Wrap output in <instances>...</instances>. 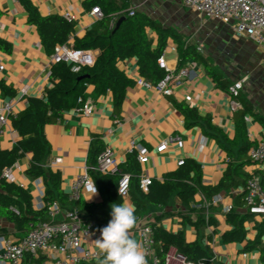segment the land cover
Segmentation results:
<instances>
[{
	"label": "crops",
	"instance_id": "crops-1",
	"mask_svg": "<svg viewBox=\"0 0 264 264\" xmlns=\"http://www.w3.org/2000/svg\"><path fill=\"white\" fill-rule=\"evenodd\" d=\"M87 0H32L43 17L66 14L73 16L75 31L71 44L76 37H83L87 30L96 23L91 10L85 8ZM118 4L121 5L120 2ZM131 9L149 15L151 18L174 29L182 42L195 46L197 52L209 63L212 70L207 69L200 61L189 60L183 67L190 71V77L184 78L180 86L174 89L171 96H164L155 88L139 86L138 61L135 58L119 63V69L130 78L134 85L126 91L120 113H115L112 92L103 95L96 94L94 88H87L86 99L93 104V112L85 116L76 109L67 111L61 120L47 125L44 133L51 146V154L47 158V168L53 174L61 177L60 188L65 196L71 191L75 179L90 167V148L96 138H100L105 148L114 151L119 163L124 164L129 156L131 142L146 149L149 161L140 163V177H150L154 181H163L165 176L179 169L180 160H195L202 168L205 186H216L222 180L229 163H237L238 149L233 148L234 158L228 155L225 146L204 122L197 123L189 119L184 111H194L202 119L209 120L211 125L221 131L223 136L233 140L237 135L236 116L231 109L232 97L228 89L223 88L213 77L216 73L219 79L231 86L237 81L244 82L242 96L254 107V116H247L249 140L254 144L264 141V51L248 37H239L230 25L204 15L184 6L182 0H130ZM0 37L11 45V51L0 52V63L5 65V71L0 79L14 88L15 97H9L0 90V115L5 114L8 124L0 129V150L14 148L19 135L14 133L10 117L24 111L29 97L45 98L46 91L53 87L49 77L51 66L40 40L37 28L29 24L28 12L19 0H0ZM153 48L157 45V36L149 33ZM201 48V51H198ZM99 55L98 50H94ZM168 69L176 71L180 68V54L177 42L170 39L163 53ZM27 89L24 97L22 90ZM13 102L11 115L5 111L6 105ZM169 138H179L184 147L171 145L166 151L158 152L157 147ZM249 158V152L247 154ZM32 155L20 159L11 169L17 185L23 187L34 196V207L39 196L36 180L26 174L31 165ZM236 160V161H235ZM243 173L250 177H259L264 185V164L251 162L243 167ZM46 188V184L42 179ZM94 186L97 194L88 200L91 193L88 189L82 195V204H100L104 201L102 187ZM244 193L239 187L215 196L209 202L202 194H198L191 203V208L205 205L211 207L210 213L217 222L215 228H208L202 240L208 243L212 237L210 249L213 253L211 264H264L261 252L245 251L248 241L255 240L256 228L264 221V217L251 216L245 223L247 238L243 243L227 244L223 235L232 230L227 223L226 208H235L238 212H247L245 206L239 207L238 197ZM217 202H213V201ZM129 202L134 206L131 197L123 198L122 203ZM64 211L71 206L66 203ZM135 207V206H134ZM16 210V209H15ZM111 207L107 215L111 218ZM17 211V210H16ZM181 200L175 198L165 209L150 208L139 220L140 224L155 223L158 216L162 218L160 225L169 232H183L187 242L199 240L197 230L184 223L183 214H188ZM86 220L87 215L83 214ZM193 217H195L193 215ZM87 221V220H86ZM138 223V224H139ZM0 230H7L8 237L19 239V234L13 224L0 218ZM136 234V232H135ZM90 248H95L94 240ZM137 240V235H136ZM264 244V238H263ZM99 261V260H97ZM32 263L56 264L51 255H41L40 260ZM26 264H31L28 260Z\"/></svg>",
	"mask_w": 264,
	"mask_h": 264
},
{
	"label": "trees",
	"instance_id": "trees-1",
	"mask_svg": "<svg viewBox=\"0 0 264 264\" xmlns=\"http://www.w3.org/2000/svg\"><path fill=\"white\" fill-rule=\"evenodd\" d=\"M28 12L29 24L34 25L39 33L41 44L46 54L51 57L56 49L69 46L74 50L87 51L98 50L99 55L94 67H84L79 72L73 70L72 65L62 63L51 67L50 80L53 87L46 91L45 98L29 97L24 111L10 117L13 129L17 131L20 139L12 149L0 150V218L13 224L15 230L22 238L41 222H47L48 209L38 211L34 207V196L16 183H10L3 178L6 169L12 168L24 156L31 154V165L26 170L27 176L32 179H43L46 184L45 202L59 203L63 210L68 203L72 210L76 208L81 215L85 214L87 221H94L96 229L105 227L110 221L107 208L113 204L122 203L123 198L118 194V184L123 173L132 175L130 197L136 209L137 222L131 230V236L136 239V229L139 220L153 207L165 209L177 197L182 206L189 212L183 214L185 224L194 227L199 233V240L187 242L183 232H169L160 225L163 217L158 216L155 223L148 225L154 231L156 251L161 264H166V256L170 248L174 247L187 261H205L211 264L213 253L210 249L212 237H208L207 245L202 243L206 238L205 230L215 228L217 222L211 215V207L202 205L201 208H191V203L198 194H202L209 202L222 194L239 187L246 188L251 178L243 173V167L253 162L247 159V154L253 147L248 137L247 116H254V107L244 97L238 98L243 108L235 113L237 135L233 140L223 136L217 131L209 120L202 119L194 111H184L190 120L197 123H205L226 147L231 160L234 158V149H238L236 164L229 163L227 171L220 183L216 186H205L202 183L203 172L201 166L195 160H187L184 166L165 176L164 180L154 181L147 193L140 188V163L137 153L129 154L127 161L121 166V173L105 175L100 172L90 171L93 181L98 187H102L104 201L100 204H82V198L75 204L68 201L60 188L61 177L53 174L47 168V158L51 154V146L46 139L44 129L47 125L55 124L62 119L67 111L81 106V99H86L87 88L92 86L96 94L103 95L112 92L115 113H120L125 100L126 91L134 85V82L119 69V63L127 59L135 58L138 61L139 75L145 81L157 86L167 75L161 68L158 60L163 55L170 39L177 42V50L180 54V68L189 61H200L204 66L212 70L209 63L197 52L195 46L182 42L177 32L165 26L163 23L151 18L149 15L135 10L131 15L130 0H87L84 5L87 10L100 8L103 19L96 21L94 26L87 30L83 37H76L71 44L74 35L75 22L69 21L63 16L53 15L43 17L32 0H19ZM118 2L121 3L118 4ZM3 12L0 10V19ZM124 18V22L117 28V23ZM149 33L157 36V45L153 48ZM11 51V45L0 37V52ZM179 68V69H180ZM216 82L223 88L229 89L226 81L219 79L213 73ZM84 78L83 80H80ZM0 90L4 95L15 97L16 91L0 79ZM264 126V119L260 118ZM105 150L104 143L96 138L90 148V167H96L100 155ZM235 160V161H236ZM239 207L245 206V193L237 199ZM17 211H16V210ZM193 215L195 217H193ZM247 212H238L232 208L227 213V223L232 230L226 232L222 239L227 244L243 243L247 238L245 223L251 218ZM255 240L248 241L246 252L259 250L264 259V221L256 228ZM0 235L8 237L7 230L1 231ZM32 261V260H31ZM89 264H99L93 261Z\"/></svg>",
	"mask_w": 264,
	"mask_h": 264
},
{
	"label": "built area",
	"instance_id": "built-area-1",
	"mask_svg": "<svg viewBox=\"0 0 264 264\" xmlns=\"http://www.w3.org/2000/svg\"><path fill=\"white\" fill-rule=\"evenodd\" d=\"M185 7L194 10L208 19H215L224 24L230 25L235 34L239 37H248L259 45L264 51V0H182ZM131 15L135 14V9L131 10ZM91 15L95 20L103 19V12L100 8L91 10ZM66 19L74 21L73 16L66 14ZM1 27V23H0ZM198 48V51H201ZM49 65L66 63L74 66L73 70L79 72L84 67L92 68L97 62V53L94 50L80 51L74 50L65 45L58 47L53 56L49 57ZM161 68L167 72L164 80L157 86L139 79L137 84L147 88H155L164 96H171L174 89L181 85L184 78L190 77V71L187 67H182L176 71L168 69L163 55L158 60ZM5 71V65L0 63V76ZM51 71L49 72V77ZM244 89V82L237 81L233 83L228 91L232 97L231 109L234 113L243 108L238 98ZM28 90H22L23 96L27 95ZM27 102V101H26ZM81 106L76 111L82 115L90 116L93 112V104L88 99H81ZM13 102L6 105L5 111L11 115ZM8 124L5 114L0 115V129ZM14 133L18 135L17 131ZM177 144L181 149L184 142L179 138H169L164 140L158 147V152L166 151L171 145ZM137 153L139 163L145 164L149 161V152L141 148L134 141L131 142L129 154ZM253 162L264 164V141L258 142L249 152ZM185 160H180L179 167L185 165ZM125 164V163H124ZM115 157L114 151L105 148L98 159L96 167H85L84 171L75 179L71 186V191L67 195L71 204L77 203L84 193L87 185L93 181L90 171L100 172L105 175H114L121 173V166ZM3 178L14 183L15 178L11 169H6ZM132 175L123 173L118 184V194L122 198L130 196ZM39 196L36 201V209L42 211L48 209L47 222L39 223L30 232L22 238L13 239L0 235V264H26L28 260H40L41 255H51L56 264H89L93 261L102 259L97 256L98 251L90 248L91 242L95 236L100 234L96 229L94 221H86L81 213L76 209L64 211L59 203H46V188L41 178L36 180ZM153 184L150 177H140V188L147 193ZM245 207L253 216L264 217V185L259 177H251L244 190ZM217 202L216 200L213 201ZM199 206L198 208H201ZM209 207V206H206ZM232 208H226L225 212H230ZM137 240L142 244L146 254L147 264H161V260L156 251V241L154 231L148 224H138L136 229ZM166 264H207L205 261L191 262L181 256L178 251L172 247L167 253Z\"/></svg>",
	"mask_w": 264,
	"mask_h": 264
},
{
	"label": "clouds",
	"instance_id": "clouds-1",
	"mask_svg": "<svg viewBox=\"0 0 264 264\" xmlns=\"http://www.w3.org/2000/svg\"><path fill=\"white\" fill-rule=\"evenodd\" d=\"M91 196L97 194L94 182L87 185ZM111 219L99 229L100 237L95 239V248L99 264H147L142 244L131 236L136 226V209L131 203L124 202L111 205Z\"/></svg>",
	"mask_w": 264,
	"mask_h": 264
},
{
	"label": "water",
	"instance_id": "water-1",
	"mask_svg": "<svg viewBox=\"0 0 264 264\" xmlns=\"http://www.w3.org/2000/svg\"><path fill=\"white\" fill-rule=\"evenodd\" d=\"M124 22V18L120 19L119 22L117 23V28ZM84 78H81L80 80H83Z\"/></svg>",
	"mask_w": 264,
	"mask_h": 264
}]
</instances>
